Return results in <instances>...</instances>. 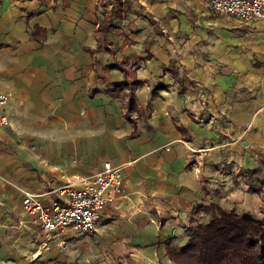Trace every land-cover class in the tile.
Listing matches in <instances>:
<instances>
[{"label":"crops","instance_id":"0c3cea01","mask_svg":"<svg viewBox=\"0 0 264 264\" xmlns=\"http://www.w3.org/2000/svg\"><path fill=\"white\" fill-rule=\"evenodd\" d=\"M100 1L0 0V264H178L213 207L264 205V20L206 0H121L106 20ZM107 162L123 191L92 234L25 213Z\"/></svg>","mask_w":264,"mask_h":264},{"label":"built area","instance_id":"2783aa9c","mask_svg":"<svg viewBox=\"0 0 264 264\" xmlns=\"http://www.w3.org/2000/svg\"><path fill=\"white\" fill-rule=\"evenodd\" d=\"M211 10L231 16L240 23L264 20V0H206ZM10 97L0 91V127L7 126ZM123 179L117 167L107 162L102 172L95 174L82 188L64 185L57 189L59 198L49 204L40 196L27 193L23 201L25 213L32 215L47 237L54 233L76 230L83 236L96 231L109 201V193L121 194Z\"/></svg>","mask_w":264,"mask_h":264},{"label":"trees","instance_id":"16d2710c","mask_svg":"<svg viewBox=\"0 0 264 264\" xmlns=\"http://www.w3.org/2000/svg\"><path fill=\"white\" fill-rule=\"evenodd\" d=\"M100 31L106 33L108 27ZM264 186V167H261ZM211 222L191 233L180 253L182 264H264V223L253 214L238 215L213 207Z\"/></svg>","mask_w":264,"mask_h":264},{"label":"rangeland","instance_id":"374dc122","mask_svg":"<svg viewBox=\"0 0 264 264\" xmlns=\"http://www.w3.org/2000/svg\"><path fill=\"white\" fill-rule=\"evenodd\" d=\"M120 3H121V0H101L100 1V4H101L100 12H101L102 18L104 16H106V20H109L108 17L114 18V17L118 16V14H116V13L118 12L119 9H117L116 13H115V9L116 8H120L119 7V4ZM110 6L112 7L111 9H109ZM119 12L121 13L122 11H119ZM123 16H124V14L121 15V18H123ZM118 18H120V17H118ZM259 186H260V189L263 190V193H262L263 194V199L262 200L264 202V186L262 184H259ZM253 215L257 219H260L264 223V205H263V207L258 212H255ZM202 228L201 229H198V230H193V232H195V231H198L199 232L200 230H202ZM193 232L191 231V233H193ZM27 258L32 259V255L28 256ZM183 261H184V259L182 258V260L179 261L178 264H182ZM31 264H35V263H31ZM37 264H53V263H52V261H50L49 257H45V260L43 262L37 263Z\"/></svg>","mask_w":264,"mask_h":264}]
</instances>
